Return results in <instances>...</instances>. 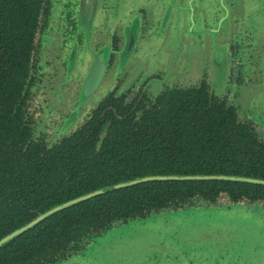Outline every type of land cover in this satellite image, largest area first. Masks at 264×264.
<instances>
[{"label": "flooded vegetation", "instance_id": "af4514ba", "mask_svg": "<svg viewBox=\"0 0 264 264\" xmlns=\"http://www.w3.org/2000/svg\"><path fill=\"white\" fill-rule=\"evenodd\" d=\"M20 1L23 9L35 10L29 14L37 25L34 50L27 63L29 71L23 82L26 93L21 92L20 120L31 133L36 147L42 151L41 155L44 151L54 152L68 138L78 137L82 144L95 149L94 154L100 155L99 150L106 139L112 145L131 139L134 144L124 147L127 150L122 152V158L116 156L110 159L112 163L102 167L92 161V170L99 171L102 176L103 171L113 173L114 168L122 170L127 161L129 169H135L137 160L139 164L147 162L152 170H147L148 174L142 177L126 178L93 190L146 176H204L183 180L214 183H206L209 187H204V193L197 192L178 206L159 207L136 217H113L111 214L108 217L110 221L97 222L91 227L104 230L71 240L65 247H60L57 255L50 252L46 259H40L38 255L33 262H23L19 260L20 255L13 256L11 260L0 253V264H9V261L10 264H60L72 255L83 253L87 246L94 245L95 238L105 231L153 213L200 205L228 207L242 204L249 211L264 214V182L253 181H264V125L255 118L256 100L260 88H264V0ZM9 2L0 0V17L4 16ZM223 50L227 52L230 65L226 87L217 93L211 89L208 78L215 66L212 60L217 51ZM106 52L108 57L103 79H111L106 93L94 103L96 99L92 102L90 96L85 97L81 84L95 61H104ZM7 58V47L0 43L2 75L8 66ZM76 67L79 75L73 74ZM172 69H176L173 77L170 76ZM185 71L187 76L181 74ZM47 90H55L52 97ZM188 91L191 94H185ZM108 95L113 99L104 107L101 102ZM171 96L179 99L193 96L200 102H225V129L228 132L223 145L229 151L232 146L243 149L238 156L243 174L223 173L224 170L203 174L157 172L162 170L161 167L172 171L182 163L184 151L192 147L197 159L188 161L191 168L200 170L198 159L205 153L200 150L206 148L213 150V154L205 163L214 164L219 145L216 140L217 112H157L156 109ZM118 103L120 107L128 108L124 112L97 110H106ZM143 107L150 108V112H142ZM248 149H259L258 176L248 174L252 162ZM56 158L52 157L53 160ZM161 180L175 179L149 181ZM215 181L234 184H229L226 189ZM105 215L109 212L100 216ZM247 250L235 252L243 253L239 257H246ZM168 257L160 264H183V258L170 257L168 260ZM224 260L228 262L223 256L210 255L208 259L196 256L187 259V264H222ZM119 264H148V260L139 255Z\"/></svg>", "mask_w": 264, "mask_h": 264}, {"label": "trees", "instance_id": "16d2710c", "mask_svg": "<svg viewBox=\"0 0 264 264\" xmlns=\"http://www.w3.org/2000/svg\"><path fill=\"white\" fill-rule=\"evenodd\" d=\"M29 12L34 9H23L20 0H10L9 7L0 17V43L7 47L8 66L0 72V237L18 228L38 213L51 206L72 199L80 194L102 185L112 184L126 178H138L148 174L152 167L147 164H137L135 169H129L126 162L122 170L113 169V173L92 170V161L102 167L112 163V158L120 156L134 144L131 139L108 143L103 141L102 154H94L95 149L82 144L78 137L68 138L64 145L52 151L42 152L36 147L31 133L21 123L22 93H26L23 82L27 77V63L34 50V40L37 32L35 18ZM1 13V11H0ZM1 69V68H0ZM22 92V93H21ZM185 94H191L189 91ZM113 98L105 97L101 105ZM142 101V100H141ZM191 96L179 99L169 97L157 112H217L216 140L221 146L216 147L214 164H207L213 154L211 149H201L200 170L191 168L188 161L197 159L194 148L184 151L182 163L166 173H236L243 174L242 163L238 156L241 147L232 146L230 151L223 145L227 138L225 129V102L201 101ZM139 104V102H138ZM210 105V106H209ZM120 103L107 109L97 108L99 112H124L128 107H120ZM113 108V109H112ZM143 107L142 109H144ZM138 109V108H136ZM150 108L142 112H150ZM222 121H219V120ZM129 122V121H127ZM259 149H248L252 162L248 174L258 176L260 166ZM120 154V155H119ZM56 156L55 160L52 157ZM111 159V160H110ZM119 165L117 162H115ZM98 165V166H99ZM206 168H212L207 170ZM228 189L231 182L215 181ZM213 181L201 180H161L139 182L125 188H119L106 195H97L85 201L68 206L41 220L38 224L24 231L17 237L0 246V253L13 260L20 255L19 260L25 261L46 259L48 253L57 255L61 246L65 247L71 240L99 232L104 228H91L98 223L110 221L111 214L126 217L144 216L147 212L168 206H178L186 199L199 192L204 193V187H209ZM241 184V183H238ZM212 189V188H211ZM105 197L107 199H105ZM103 206H110L112 208ZM109 212V215L100 216ZM53 247V248H52ZM62 254V253H61ZM26 256V257H25ZM11 262L9 261V264Z\"/></svg>", "mask_w": 264, "mask_h": 264}, {"label": "rangeland", "instance_id": "374dc122", "mask_svg": "<svg viewBox=\"0 0 264 264\" xmlns=\"http://www.w3.org/2000/svg\"><path fill=\"white\" fill-rule=\"evenodd\" d=\"M76 70L77 67L73 74L79 75ZM186 73L181 74L187 76ZM174 74L176 69H172L170 76ZM104 83L103 79L92 95L96 99L94 103L106 93ZM260 89L255 118L264 125V88ZM53 92L55 90H47L50 97ZM156 214L105 231L95 238L94 245L60 264H119L139 255L144 256L148 264H160L168 256V260L183 258V264H187L189 258L208 259L210 255L227 257L228 262L224 260L222 264H264V214L260 212L232 204L228 207L192 206ZM246 248V257H239L243 253L235 252ZM237 258L239 260L235 261Z\"/></svg>", "mask_w": 264, "mask_h": 264}, {"label": "water", "instance_id": "95a60500", "mask_svg": "<svg viewBox=\"0 0 264 264\" xmlns=\"http://www.w3.org/2000/svg\"><path fill=\"white\" fill-rule=\"evenodd\" d=\"M107 57H108V53H105V57H104V61H100L99 62L96 60L94 65L87 71V73L84 75L83 77V82L81 84L82 87V92L85 95V97L87 96H91L96 92V90L98 89V87L100 86L103 78H104V74H105V69H106V62H107ZM214 61L215 66H213L211 68V74H210V82L209 84L211 85V89L214 90L217 93H220L224 86L226 85V81H227V76H228V67H229V58L227 56V52L226 51H217L215 59L212 60ZM138 70V68H137ZM111 78H108L107 80L109 81ZM108 81L105 80V83L103 84V91H106V89H108ZM95 98H92V102ZM204 176H183V175H170V176H146L143 177L142 179L139 180H129V181H125V182H121V183H117L108 187H104L101 189H97V190H93L91 192H88L86 194L77 196L73 199L67 200L63 203H60L58 205L52 206L51 208H49L48 210L42 212L41 214H39L37 217H35L34 219H32L30 222L22 225L19 228L14 229L12 232H10L8 235L2 237L0 239V245L7 242L8 240L12 239L15 236H18L19 234H21L22 232L26 231L27 229L31 228L32 226H34L36 223H38L39 221H41L42 219L48 217L49 215L53 214L56 211H59L65 207L71 206L77 202L86 200L90 197H93L95 195L104 193L108 190H112L114 188H120V187H126V186H130L139 182H143V181H149V180H153V179H175V180H183V179H188V178H203ZM216 176H207V178H214ZM226 178V177H223ZM239 178V177H236ZM227 179H230L227 178ZM240 179V178H239ZM242 179V178H241ZM254 182H264V181H257V180H253ZM158 215L156 213L150 214L144 218H134L131 220V222L133 221H137V220H146L149 218H152L153 216ZM130 223V222H128ZM246 229H249L246 228Z\"/></svg>", "mask_w": 264, "mask_h": 264}]
</instances>
